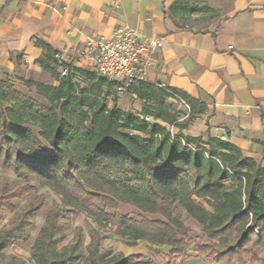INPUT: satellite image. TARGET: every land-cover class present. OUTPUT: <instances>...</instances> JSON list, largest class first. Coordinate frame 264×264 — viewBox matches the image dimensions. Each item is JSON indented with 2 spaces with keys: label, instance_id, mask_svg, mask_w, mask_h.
Here are the masks:
<instances>
[{
  "label": "trees",
  "instance_id": "1",
  "mask_svg": "<svg viewBox=\"0 0 264 264\" xmlns=\"http://www.w3.org/2000/svg\"><path fill=\"white\" fill-rule=\"evenodd\" d=\"M198 13H208L209 22L218 17L210 7L190 0H175L168 9L181 29L195 27L188 21ZM35 45L43 51L35 63L59 85L16 78L25 89H34L45 102L40 104L16 89L9 76L0 77V169L21 182L0 186V225L13 201L35 191L31 181L59 196L61 205L46 213L29 261L8 253L28 243L29 220L43 207V196L0 226V264H155L142 254L101 250L97 230L90 232L86 250H78L79 235L74 245L59 251L66 235L57 234L67 227L62 220L79 215L113 230L130 246L147 242L168 248L162 264H184L189 229L175 209L199 225L205 239L195 251L209 263L250 258L264 264V168L229 142L182 135L205 111L202 106L173 92L189 107L180 123L179 114L167 105L170 94L156 85L135 81L125 86L68 64L69 76L61 78L58 52L40 40ZM75 74L83 81L74 82ZM119 88L142 102V116L151 123L116 109ZM170 127L179 133L172 135ZM119 204L161 220L122 216L115 212Z\"/></svg>",
  "mask_w": 264,
  "mask_h": 264
},
{
  "label": "crops",
  "instance_id": "2",
  "mask_svg": "<svg viewBox=\"0 0 264 264\" xmlns=\"http://www.w3.org/2000/svg\"><path fill=\"white\" fill-rule=\"evenodd\" d=\"M196 1L218 17L203 28L181 29L168 14L175 0H0V77L25 74L57 87L35 63L43 53L36 40L70 67L96 73L83 54L89 40L111 39L123 26L138 29L163 44L143 56L144 81L184 93L205 109L181 134L224 138L264 168V0ZM121 91L116 109L142 118V109L121 106Z\"/></svg>",
  "mask_w": 264,
  "mask_h": 264
},
{
  "label": "rangeland",
  "instance_id": "3",
  "mask_svg": "<svg viewBox=\"0 0 264 264\" xmlns=\"http://www.w3.org/2000/svg\"><path fill=\"white\" fill-rule=\"evenodd\" d=\"M192 3H197L199 7L203 8L205 3L202 1L190 0ZM200 19V20H198ZM209 22V14L208 13H198L192 15V17L188 21V25L197 26V27H205ZM11 82L14 84V87L27 96L35 99L40 104H45L42 98L38 97L35 93L34 89L27 90L23 87V85L16 80V78H23L25 79V74L14 73V75L9 76ZM123 92L122 97L119 100L122 102L121 106L127 111H134L137 112L138 110L141 111L142 109V102L136 101V99L127 98L126 92ZM167 105L175 112L179 114V122L182 123L188 117L187 115V108L179 103L175 102L173 99H167ZM170 132L172 135H177L179 132L177 128L170 127ZM21 183L18 181L8 170H1L0 169V186L3 184H7L8 186H13L15 184ZM33 185H35V191L27 194L21 199L12 202V210H4L3 220L1 225L6 224L16 213H18L23 206L26 205L28 202L34 201L38 196H43V207L39 210V212L30 218L31 226L27 229L29 233L30 239L28 243L14 247L8 254L16 255L26 261H29V249L32 245L34 239L37 237L40 228L42 227L45 215L48 211L52 208L60 207L61 200L59 196H56L51 190L41 187L35 181H31ZM100 208H103L101 204H96ZM108 212L112 213V210H108ZM118 214L122 216H128L133 220H140L141 218H145L148 221H157L161 220V217L156 215H149V214H141L136 209L119 204L117 209L115 210ZM174 214L180 215L181 220L184 221V225L189 229L188 233V255L190 261L186 264H201L206 263L208 260L203 254H199L195 251V248L200 239H205L199 225L192 219L187 218L185 213L180 209H175ZM64 223L67 224V227L57 234V237L60 234H65L66 237L63 239L59 245L58 250H64L70 248L72 245L75 244L78 236L80 235L82 238V242L78 248L79 251L86 250L87 246L90 243V232L97 230L101 235V250L106 251L110 250L112 253H121L125 256L131 254H142L147 260L152 261L155 264H162L164 260V255L168 253V248L166 247H156L148 244L147 242H138L133 246H130L126 243V241L122 240L118 236H116L113 230L98 226L93 219L85 216L79 215L77 217H71L68 220H62ZM174 262V261H173ZM27 264H32L28 262ZM244 264H258L253 262L251 259L247 258Z\"/></svg>",
  "mask_w": 264,
  "mask_h": 264
},
{
  "label": "built area",
  "instance_id": "4",
  "mask_svg": "<svg viewBox=\"0 0 264 264\" xmlns=\"http://www.w3.org/2000/svg\"><path fill=\"white\" fill-rule=\"evenodd\" d=\"M65 7L60 11H65ZM162 42L144 36L138 29L129 26L118 28L111 39H90L86 45L83 54L86 59L94 66L96 73L110 81L122 83L125 86L135 81H144L145 69L142 64V58L148 52L162 47ZM55 59L58 64L57 72L61 78L70 74L65 57L57 53ZM73 81L80 83L83 78L79 75H73ZM158 88L170 94V99L189 107L165 85H156ZM146 123H151L149 116H143ZM224 141V138H220Z\"/></svg>",
  "mask_w": 264,
  "mask_h": 264
}]
</instances>
